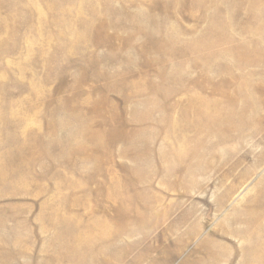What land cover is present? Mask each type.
Wrapping results in <instances>:
<instances>
[{
  "label": "rangeland",
  "instance_id": "obj_1",
  "mask_svg": "<svg viewBox=\"0 0 264 264\" xmlns=\"http://www.w3.org/2000/svg\"><path fill=\"white\" fill-rule=\"evenodd\" d=\"M242 45L264 0H0V264H264V69L185 101Z\"/></svg>",
  "mask_w": 264,
  "mask_h": 264
},
{
  "label": "bare ground",
  "instance_id": "obj_2",
  "mask_svg": "<svg viewBox=\"0 0 264 264\" xmlns=\"http://www.w3.org/2000/svg\"><path fill=\"white\" fill-rule=\"evenodd\" d=\"M247 28V27H246ZM245 33V32H244ZM252 33L253 32H246L245 34H241V35H239V36H231V39H240L241 38V40H245V39H247V38H251V37H253V35H252ZM255 33V32H254ZM233 35V34H232ZM261 35V34H260ZM258 36V35H257ZM225 37H226V35H225ZM224 39H226V38H224ZM252 40V39H251ZM257 40L260 42V40H262L260 37H258L257 38ZM249 41V40H248ZM234 42V41H233ZM245 42V41H244ZM259 42H257V46H258V44H259ZM253 44H254V42H253ZM256 44V43H255ZM245 45H242V47H240V51H242V52H245V53H248V49L246 50L245 49ZM253 47V46H252ZM234 48V47H233ZM251 48V47H250ZM222 50V49H221ZM228 50V49H227ZM230 50V49H229ZM224 51H225V49H224ZM223 51V52H224ZM233 51V50H232ZM213 53H215V52H213ZM219 53V52H218ZM221 53V52H220ZM226 53V52H225ZM225 53H223V55H222V57L224 56V54ZM240 53V52H239ZM222 54V53H221ZM232 54V53H231ZM230 54V55H231ZM215 56H217V55H215ZM235 56V55H234ZM245 56L247 57L246 59H243L242 58V60L241 61H237V60H235V61H237V62H233L232 64H225L226 66V68H224V70H225V74H226V76L224 77V82L223 83H225V85L228 87V89L226 88V90H224V89H219L218 91H216V90H213V91H211L212 92V94H210L209 96H214V95H217V96H215V98L213 99V104H211V101H210V99L208 100V98H206V100H200V98L199 97H197V96H189V97H187L186 99H185V101H186V109H188L187 111H192V109H194L195 107L196 108H198V102H202L201 104L205 107V109L204 110H202V112H200V113H206V112H204V111H207V109H209L210 108V106L211 105H216L217 106V104L220 102V101H222L223 99H228V100H230V103H235V102H237V100H238V98H239V95H238V93H240V89L242 88V87H244L245 85H246V83H248L250 80H252V79H254V78H256V75L255 74H253L254 73V70L259 66V64H261L262 65V69H264V48H257V47H255V48H253V49H251L250 50V52L248 53V54H245ZM252 56V57H251ZM237 57V56H236ZM250 57V58H249ZM221 59V58H220ZM234 59H236V58H234ZM240 59V58H239ZM219 60V59H218ZM220 61V60H219ZM208 65V64H207ZM260 65V66H261ZM204 67V66H203ZM209 67V66H208ZM221 67V66H220ZM203 69H208L206 66H205V68H203ZM257 74V73H256ZM262 77V76H261ZM223 88V87H222ZM184 95H187L186 93L184 94ZM204 99V98H203ZM179 102H181V99L179 100ZM218 106H219V104H218ZM221 112V111H223V108H220V106H219V108L217 107V109L214 111V112ZM114 182H112L111 184L112 185H110L111 186V189L112 188H115V183L113 184ZM113 185H114V187H113ZM109 192V194H108V199H111L112 201H113V196H111V192L110 191H108ZM119 203H122L123 205L125 204V205H127L126 203V201H125V199L124 198H122V197H120V199H119V201H118ZM126 202V203H125ZM125 207V206H124ZM129 207V206H128ZM245 207V206H244ZM248 207V206H247ZM125 208H127V207H125ZM133 208V207H132ZM120 209V208H119ZM128 209V208H127ZM131 209V208H130ZM242 209H243V207H242ZM260 209V208H259ZM137 210V209H136ZM262 210V209H261ZM127 211V210H126ZM120 212V211H119ZM130 212V210L128 211V213ZM125 213V212H124ZM253 213V212H252ZM119 214V213H118ZM120 215H123V214H120ZM239 215H241V214H239ZM256 215V214H255ZM125 216V215H124ZM127 216V215H126ZM116 217V216H115ZM234 217V216H233ZM117 218H118V216H117ZM124 218H126V217H124ZM128 218V217H127ZM119 220H120V217L118 218ZM240 219V218H239ZM70 220V219H69ZM111 220V219H110ZM126 220V219H125ZM253 222H254V224H256V225H258V224H261L262 225V223H264V214H257L256 216H254L253 217ZM252 220H249L250 222L252 221ZM71 221V220H70ZM107 221V220H106ZM115 221V220H114ZM116 221H117V219H116ZM124 221V220H123ZM103 222V221H102ZM111 222H112V220H111ZM110 222V223H111ZM230 222H231V220H230ZM248 222V221H247ZM246 222V223H247ZM104 223V222H103ZM120 223L122 224V222L120 221ZM119 223V224H120ZM112 224V223H111ZM115 224V223H114ZM253 223H252V225H254ZM99 225H102L100 222H93V223H91L90 225H88L87 227H89L90 229H91V226L93 227V228H95L96 226L97 227H99ZM104 225V224H103ZM102 225V226H103ZM118 225V224H117ZM46 227V226H45ZM105 227V226H104ZM122 227H123V225H122ZM121 227V228H122ZM248 227V226H247ZM121 228L120 229H118L116 232H114L113 234L112 233H103V234H101L100 236H94V235H92V236H94L93 238H91L90 239V243H97L98 241L100 242V241H105V239H112V238H114L115 240H117L118 238H119V236H120V231H121ZM250 228H252L251 226H250ZM259 228V227H258ZM257 228V229H258ZM237 229V228H236ZM239 229V228H238ZM249 229V228H248ZM260 229H261V227H260ZM234 230V229H233ZM245 230V229H244ZM247 230V229H246ZM264 230V229H263ZM101 231H102V229H101ZM243 231V230H242ZM241 231V232H242ZM257 231V230H256ZM87 232V231H86ZM92 232H94V231H92ZM91 232V233H92ZM105 232V231H104ZM240 232V231H239ZM248 232H249V230H248ZM264 232V231H263ZM253 234H254V232H252ZM233 234H234V231H233ZM239 234V233H238ZM248 234V233H247ZM256 234V233H255ZM261 234V233H260ZM85 235H86V233H85ZM96 235V234H95ZM241 236V235H240ZM240 236H238V237H240ZM260 236V235H259ZM245 237H246V235H245ZM249 237V236H248ZM251 237H254V236H251ZM261 237V236H260ZM259 238V237H258ZM81 239V236L80 235H78V236H75V238H74V244L76 243V242H78L79 240ZM86 239V238H85ZM241 239V238H240ZM248 239V238H247ZM244 240V239H243ZM248 241V240H247ZM251 241V240H250ZM263 242V241H262ZM105 243V242H104ZM70 246L72 247L73 246V248H74V250H73V252L75 253V256H76V258H78V261L77 262H80V261H83L82 259H79V258H81V257H79V255H80V251H79V248H77V246L78 245H71V243H70ZM106 246V245H105ZM260 246V245H259ZM262 246H264V245H262ZM254 247V246H253ZM246 248V247H245ZM240 249V248H239ZM250 249V248H249ZM253 249V248H252ZM259 249V248H258ZM250 251V250H249ZM240 252V251H239ZM252 252V251H251ZM255 252V251H254ZM83 253V252H82ZM94 253V252H93ZM97 253V252H96ZM96 253H95V255H96ZM259 253V252H258ZM261 253V252H260ZM91 255V254H90ZM101 255V254H100ZM241 255V254H240ZM243 255V254H242ZM252 255V254H251ZM82 256H84V254L82 255ZM66 257V256H65ZM64 257V258H65ZM249 257V256H248ZM253 257H254V261H259V262H264V253L263 254H260V255H258V257L256 256L255 257V255H253ZM62 258V257H61ZM86 258V257H85ZM89 258V257H88ZM90 258H92V260L93 259H95V257H90ZM259 258V259H258ZM63 259V258H62ZM88 260V259H87ZM252 260H253V258H252ZM94 261V260H93ZM215 261V260H214ZM253 261V262H254ZM89 262H91L90 260H89ZM81 263V262H80ZM94 264V263H93Z\"/></svg>",
  "mask_w": 264,
  "mask_h": 264
}]
</instances>
